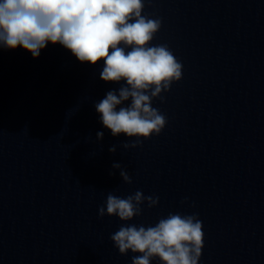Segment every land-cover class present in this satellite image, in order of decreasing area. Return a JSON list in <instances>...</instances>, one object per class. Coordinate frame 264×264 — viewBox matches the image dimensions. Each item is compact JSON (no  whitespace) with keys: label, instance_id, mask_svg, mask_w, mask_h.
<instances>
[{"label":"clouds","instance_id":"9594fccd","mask_svg":"<svg viewBox=\"0 0 264 264\" xmlns=\"http://www.w3.org/2000/svg\"><path fill=\"white\" fill-rule=\"evenodd\" d=\"M144 6L143 0H0V44L22 47L37 58L48 43H58L81 63L95 65L103 60L100 78L126 84L108 91L95 105L102 124L113 136L123 133L149 139L167 123L152 101L162 99L161 93L181 80L183 66L167 45H151L161 21L142 15ZM96 135L97 140L103 139V132ZM109 151L115 152L116 146ZM120 177L132 182L126 171L121 170ZM145 202L152 208L159 198L139 190L126 198L109 193L98 215L132 221L142 215ZM110 239L121 255L139 253L132 257V264H150L152 258L162 264H198L204 246L203 223L197 214L169 213L155 225H122Z\"/></svg>","mask_w":264,"mask_h":264}]
</instances>
